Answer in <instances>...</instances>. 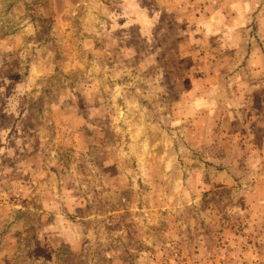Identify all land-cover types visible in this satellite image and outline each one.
<instances>
[{
	"label": "rangeland",
	"instance_id": "obj_1",
	"mask_svg": "<svg viewBox=\"0 0 264 264\" xmlns=\"http://www.w3.org/2000/svg\"><path fill=\"white\" fill-rule=\"evenodd\" d=\"M0 264H264V0H0Z\"/></svg>",
	"mask_w": 264,
	"mask_h": 264
},
{
	"label": "trees",
	"instance_id": "obj_2",
	"mask_svg": "<svg viewBox=\"0 0 264 264\" xmlns=\"http://www.w3.org/2000/svg\"><path fill=\"white\" fill-rule=\"evenodd\" d=\"M217 194H219V195H220V194H221V192H217Z\"/></svg>",
	"mask_w": 264,
	"mask_h": 264
}]
</instances>
